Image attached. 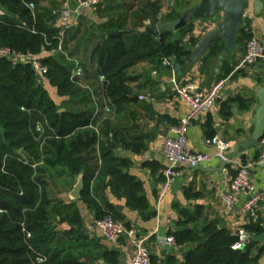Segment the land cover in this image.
<instances>
[{
    "label": "trees",
    "instance_id": "obj_1",
    "mask_svg": "<svg viewBox=\"0 0 264 264\" xmlns=\"http://www.w3.org/2000/svg\"><path fill=\"white\" fill-rule=\"evenodd\" d=\"M43 1L0 0V48L19 54L45 53L41 61L47 68L40 78L30 63L0 58V264H84L69 245L78 233L79 218L70 215L73 204L65 205L51 195L52 171L82 175L80 200L97 213V220L112 216L120 222L116 209L99 205L91 192L98 177L109 178L113 192L124 195L132 210L146 208L140 184L124 173L126 162L114 155L117 147L136 154L145 149L141 141L128 140L130 129L118 124L137 101L128 70L141 62L161 66L163 59L172 57L175 64L184 65L197 42L191 39L190 47L182 43L191 26L176 32L180 37L173 42L169 39L175 33L155 39L138 31L145 20L157 25L179 18V1L161 17L157 0H124L122 8L116 7L120 11L116 23L102 27L101 41L92 51L96 70L89 72L79 63L78 69L85 72L75 77L77 65L64 51L57 52L60 31L46 23ZM221 51V44L214 45L203 59L217 58ZM42 80L58 98L68 101L57 105ZM64 222L68 230L58 228ZM191 222L195 218L186 216L181 231L169 232L175 246L187 247L180 264H257L263 250L256 255L252 251L262 234L260 218L246 227L254 241L238 250L232 249L237 238L216 224L185 229ZM150 261L155 264L151 256ZM167 262L177 264L173 257Z\"/></svg>",
    "mask_w": 264,
    "mask_h": 264
},
{
    "label": "crops",
    "instance_id": "obj_2",
    "mask_svg": "<svg viewBox=\"0 0 264 264\" xmlns=\"http://www.w3.org/2000/svg\"><path fill=\"white\" fill-rule=\"evenodd\" d=\"M157 1L162 7L161 17L171 12L176 2ZM100 2L96 9L80 10L77 9L75 0L41 2V13L46 15V23L52 24L60 31L65 57L77 65V68L79 63L82 64L89 72L96 70V62L92 60L91 54L95 45L101 41L104 33L102 27L110 22L116 23L120 12L116 7L122 8L124 0ZM185 9L187 7L180 6L176 11L181 15ZM65 13L68 14L67 17L64 16ZM127 21L129 24L130 17ZM134 22L140 20L135 19ZM149 26L154 25L150 20H145L138 31L141 32L142 28ZM241 30L237 41L239 48L221 64H218L217 58L214 57L202 59L193 66L187 65L186 61L184 65H178L176 70L163 65L154 66L148 62L138 63L128 70L131 77L129 87L137 101L129 106L124 115L126 120L118 124L130 129L126 134L128 140L141 141L145 149L138 154L122 147H117L114 151H117L115 157L127 164L124 173L140 184V196L146 208L138 212L128 207L125 196L113 192L109 178H95L91 184V192L99 205H111L116 209L120 223L128 229H133L138 238L145 239L155 264H168V257H173L177 264L183 262L187 247L179 248L166 243L165 249H162L157 238L166 240L169 232L181 231L183 228L180 224L186 221V216L195 218L196 222H191L185 229H200L207 223H214L218 229H224L233 237H237V232L240 229L246 230L250 224L240 211L244 199H239L231 209H226L221 202L224 177L226 174L233 175L235 171L227 165L219 172L218 159L195 169L182 167L165 190L164 178L156 176L166 167L162 147L165 139L170 136V127L177 125L188 113V107L177 99L173 91V77L179 84H194L198 95L208 92L216 82L225 80L215 105L188 128L187 146L191 151L214 156L215 150L205 142L209 136L219 135L227 140L230 150L226 155H231L239 144L246 145L251 140L260 123L255 116L264 88V63L247 69L236 68L244 53L243 45L249 37L255 36L264 44V11L255 16L250 7L246 11ZM196 31V35L200 34V30ZM179 37L180 35L175 33L169 40L173 42L179 40ZM187 39L188 36L182 43L186 44ZM83 71L81 69V76ZM51 89L56 94L55 89ZM140 97H145V100H140ZM58 99L63 100L62 102L68 101V98ZM54 102L56 103L55 100ZM263 150L259 140L254 147L246 150L240 148L237 156L227 162H248L256 159ZM61 178V186L54 188L51 184L50 191L58 201L74 206L70 215L77 214L80 226H73L78 233L71 238L69 245L80 261L84 264H130V239L124 236L116 243L105 241L95 225L97 213L88 208L80 198H71V191L82 179V175L70 177L62 174ZM252 179L256 189L264 194V164L252 170ZM262 206V234L256 239L253 234H249V241L255 239L257 242L252 251L253 255H256L258 250H263L257 264H264V202ZM58 228L68 230L69 225L64 222L59 224Z\"/></svg>",
    "mask_w": 264,
    "mask_h": 264
},
{
    "label": "built area",
    "instance_id": "obj_3",
    "mask_svg": "<svg viewBox=\"0 0 264 264\" xmlns=\"http://www.w3.org/2000/svg\"><path fill=\"white\" fill-rule=\"evenodd\" d=\"M77 9H96L100 5V0H75ZM2 15V13H0ZM64 16H68L67 13ZM57 52H62L60 42ZM42 55H46L45 53ZM42 55L19 54L7 48H0V58H7L13 62H28L38 77H43L47 68L42 64ZM264 63V44L262 41L252 36L244 45V53L240 58L236 70L247 69ZM164 67L178 68L174 57L163 59ZM81 70L76 68L73 76L79 77ZM100 80L102 78L100 77ZM225 80L216 82L205 94H196L195 86L192 83L179 84L173 77L171 85L177 99L188 107V113L175 126L170 127V136L164 141L162 154L166 162V167L157 173V177L164 178L163 190H165L171 180L179 174L182 167L195 169L205 164H209L214 159L224 158L230 150V145L222 136H214L205 142L215 150V155L211 156L201 152H193L187 146V132L189 126L207 113L219 99L224 87ZM145 100V97H140ZM106 111V109H104ZM260 144L264 147V137L260 139ZM228 163V167L234 169L233 175L226 174L224 177V192L220 199L226 209H231L239 199H244L241 206V213L251 222L257 221L263 211L264 194L258 191L252 179V170L260 164H264V150L248 162ZM96 227L100 231L103 239L109 243H116L120 238L126 236L132 244V256L130 264H151L150 251L145 239L137 237L133 229L126 228L122 223L116 221L112 216H106L96 221ZM237 240L232 246L233 250L243 248L248 242L250 235L245 229L237 232ZM166 243L175 246L172 236L166 238Z\"/></svg>",
    "mask_w": 264,
    "mask_h": 264
},
{
    "label": "water",
    "instance_id": "obj_4",
    "mask_svg": "<svg viewBox=\"0 0 264 264\" xmlns=\"http://www.w3.org/2000/svg\"><path fill=\"white\" fill-rule=\"evenodd\" d=\"M181 5L187 7L179 18L170 22H160L157 25L144 27L141 32L158 39L165 33H176L188 26L192 27L188 35L187 45L191 39L196 40V45L190 49L187 65H196L217 44L222 45V51L217 57L218 64L226 61L233 55L237 47V37L243 24L246 11L252 7L253 15L258 16L264 11V0H199L195 6H189L191 0H178ZM196 30H200L197 34ZM253 67V66H251ZM63 110H61L62 112ZM260 123L254 131L251 140L246 144H239L231 155L218 158V171L221 172L228 165L227 161L237 156L238 150L249 149L264 135V88L261 91L260 105L255 116ZM117 155V151H114ZM84 188L82 179L71 191V198H80ZM158 245L165 249L166 240L157 238Z\"/></svg>",
    "mask_w": 264,
    "mask_h": 264
},
{
    "label": "rangeland",
    "instance_id": "obj_5",
    "mask_svg": "<svg viewBox=\"0 0 264 264\" xmlns=\"http://www.w3.org/2000/svg\"><path fill=\"white\" fill-rule=\"evenodd\" d=\"M178 1V0H175ZM197 3V0H191V3L189 6H192L194 4ZM183 6V5H181ZM43 86L45 87V89H47L50 92V96L53 100L56 101L57 105L62 104L63 100L58 99L57 95L55 94V92H53V90L48 86L47 82L42 80ZM51 184L53 185L54 188H58L61 186L62 184V178L61 175L58 174V172L52 171L51 174Z\"/></svg>",
    "mask_w": 264,
    "mask_h": 264
}]
</instances>
